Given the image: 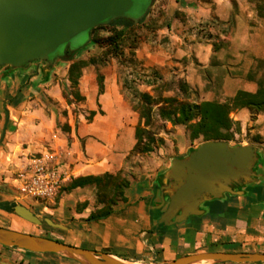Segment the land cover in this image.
Wrapping results in <instances>:
<instances>
[{
    "label": "crops",
    "instance_id": "1",
    "mask_svg": "<svg viewBox=\"0 0 264 264\" xmlns=\"http://www.w3.org/2000/svg\"><path fill=\"white\" fill-rule=\"evenodd\" d=\"M159 1L165 2L168 18V25L157 31L164 39L138 50L148 68H167V78L183 79L197 92L199 102L224 103L238 91H257L264 78V0ZM70 64L56 59L17 69L0 67L1 190L7 191L15 181L4 159L25 163L52 156L65 174V183L116 174L126 165L137 117L120 95L115 75L104 73V91L98 95L96 74L83 71L78 90L85 112L76 116L63 96ZM5 112L10 114L6 125ZM90 112L95 115L85 119ZM230 117L240 126L234 139L241 138L239 145H251L258 154L255 178L239 187L241 192L209 200L199 206L200 215L183 222L159 223L168 203L160 180L171 162L186 157L193 146L184 126H174L177 156H138L126 202L117 204L109 217L87 221L85 211L72 213L84 188L66 192L54 212L62 216L60 210L66 208L77 220L68 238L81 244L79 248L89 246L131 264L169 262L176 250L192 254L218 240L228 249L212 251L264 253V143H259L264 140V109L254 122L247 108L232 110ZM255 137L260 141L255 142Z\"/></svg>",
    "mask_w": 264,
    "mask_h": 264
},
{
    "label": "water",
    "instance_id": "2",
    "mask_svg": "<svg viewBox=\"0 0 264 264\" xmlns=\"http://www.w3.org/2000/svg\"><path fill=\"white\" fill-rule=\"evenodd\" d=\"M150 0L139 15H131L134 0H0V67L22 68L32 62H52L65 58L84 44L72 40L99 25L124 18L141 20L152 4ZM9 115L5 112V125ZM5 133L3 129L2 138ZM258 159L251 145L230 146L225 141L201 143L183 159H175L162 176L161 192L168 203L159 223L169 225L198 216L201 203L232 192V186L253 181V168ZM12 211L35 225L42 221L28 208L14 205ZM58 229L62 224L44 218ZM0 246L36 254H60L79 264H131L106 253L96 252L49 238L0 227ZM260 264L264 253L204 251L187 254L158 264ZM0 264H11L0 261Z\"/></svg>",
    "mask_w": 264,
    "mask_h": 264
},
{
    "label": "rangeland",
    "instance_id": "3",
    "mask_svg": "<svg viewBox=\"0 0 264 264\" xmlns=\"http://www.w3.org/2000/svg\"><path fill=\"white\" fill-rule=\"evenodd\" d=\"M149 3L150 0H134V6L131 9L130 14L133 16L139 15L142 10L147 5H149ZM164 5V1L157 2V0H153L152 4L148 8V11L142 18L143 21L139 20L133 22V26L126 28V38L122 43L120 51L121 53H119L120 55L117 56V58L111 57L109 54H106L105 46L90 42L85 33L77 36L72 40V43L75 45L76 43L84 44L82 46L83 50L79 51L73 57V61L83 60L88 63L89 60L93 59L95 62V64L93 65L89 63L86 64L85 67L81 69V74L85 70V72L89 71L96 75H104V73H112L113 75H115L117 84L120 89V95L129 105L131 110L135 113L137 121L139 119L141 106H145L144 104H142L141 100L142 93H145L156 100L164 99L167 97H177L178 99H180L181 97L177 90V81L180 80V78L169 79L166 76L167 72L169 71L167 68H148L145 64V59L138 57V50H142L143 46L154 42L161 43L163 41L164 35L157 31L160 29L163 30L168 25V18L166 17ZM119 28L121 27L119 26L118 29ZM107 36L108 33L105 30L96 32V34H94V38L100 39L106 38ZM131 51L133 52V55H130ZM67 59H69L68 55L65 58L59 59V62H68L66 61ZM73 61H71V63ZM64 90L66 94L69 92L68 87L64 88ZM79 96L80 97L78 100L71 98V96L68 97L69 100L72 101V103L69 104L72 115L78 116L79 114H84L85 112V109L81 108L85 104L84 98L82 97V95ZM154 104L155 103L153 102L148 104V107L151 111V125L148 127V129L153 134H155L157 138H162L163 144H156L154 150L151 153H153V156H177L178 149L176 147V141L172 136L174 131L173 126L168 122L162 123L159 120L158 107L160 105ZM86 118L88 119L87 116L85 117V119ZM13 122L16 123L17 121L13 119ZM141 124H143V119L141 120ZM13 128L16 129V126H14ZM186 134L189 140L187 130ZM263 141L259 143H264ZM189 142L193 146L188 149L186 154L183 156H188V154L192 150L196 149L201 143H204L202 139H197L195 141L189 140ZM239 142H241V138L238 137L236 139H233V141L228 142V144L232 147L239 146ZM149 155L150 153L148 154V156ZM39 158H41V156H38L37 158L34 157L32 159ZM138 158L139 157L137 155L130 157L123 168V174H125L130 181L131 178L135 175L131 168H134L138 165ZM4 161L5 163H7L8 170H10L8 172L13 180H15V178L17 177V173L19 172V170L22 169V164L29 163V161L22 163V160H19L20 162H18V158H14L13 162L8 159H4ZM253 178H255V175ZM4 179L5 177L2 176L1 180ZM69 183L70 182L60 184L59 187L55 189V191L44 197L23 196L18 189V182L15 181L14 183H10V188H8L7 191L0 189V205L9 204L11 208L14 205H22L31 210L38 217V219L42 221L40 225H35L20 218L13 211L6 212L0 209V227L19 231L22 233L32 234L35 236H41L66 243L68 245H74L75 247H80L81 244H79L78 242H73V240H70L68 238L69 231H72L74 222L77 221L76 219H74V215H70L71 211L68 212L66 208H62L63 210H60L62 216H58L57 212H54L56 209H58L59 200L63 196L67 195L66 192H63L61 190L65 186H68ZM239 187L242 186H232V192L223 193L217 199L225 197V194L235 196L238 192H241V189ZM235 188H238V190ZM82 195L83 197L79 198L76 203L73 202L72 213H83L85 211L87 218L90 212L96 210L102 205L96 201V190L94 186L84 188ZM207 202L209 201L201 203L200 206H203V204ZM83 204H86L85 209H83ZM198 209H200V207H198ZM44 218L50 219L55 223L62 224L65 229L53 228L47 225L43 221ZM80 221H83V219H81ZM3 248L4 249H0V260H5L7 262H10L11 264H79L75 260H72L60 254L43 255L30 252L24 253V251H12L11 248L6 247ZM82 248L91 250L89 246L85 245L82 246ZM214 249H228V245L219 240L213 241L206 247L204 246L202 248H197L192 253L212 251ZM184 252L185 251L183 250H176L174 255L170 257L169 262L181 256H184ZM200 264L216 263L204 262Z\"/></svg>",
    "mask_w": 264,
    "mask_h": 264
},
{
    "label": "trees",
    "instance_id": "4",
    "mask_svg": "<svg viewBox=\"0 0 264 264\" xmlns=\"http://www.w3.org/2000/svg\"><path fill=\"white\" fill-rule=\"evenodd\" d=\"M140 21H143L141 19ZM121 27L118 29V27ZM133 26V22L128 19L119 18L110 21L107 24L99 25L89 32V41L106 47V54L111 57L119 56L121 46L126 38L127 27ZM105 30L108 33L106 38H94L96 32ZM131 49V48H130ZM83 47L69 53V59L73 61V57L82 51ZM130 55H133L131 51ZM89 64H95L94 60L88 61ZM87 62L83 60L73 61L67 71L68 75V93L63 90L64 99L68 104L72 103L68 97L79 99L78 80L81 76V69L85 67ZM104 77L101 74L96 75V84L98 95L104 91ZM177 90L180 99L177 97H167L156 100L145 93L141 94L142 104L139 112V119L134 126V145L126 157V161L130 157L148 155L154 150L156 144H163L162 138H157L148 127L151 125L150 103L160 105L158 107V117L162 123L168 122L174 126H184L188 132L190 141L202 139L207 141H225L231 142L234 139V133L240 132L238 122H235L230 114L232 110L239 108H247L250 112V121L254 122L259 113L264 109V78L258 81V89L254 94L244 91H238L235 96L224 102L202 101L199 102L197 92L190 88L187 83L180 79L177 81ZM95 112H90L88 119L90 120ZM143 119V124L141 120ZM259 137L253 138L255 142H259ZM131 181L123 174V168L116 174H103L101 176H84L72 179L68 186L61 191L67 192L76 188H86L94 186L96 190V201L102 206L89 213L87 221H99L109 217L113 213L114 207L122 202H126L125 191L129 188ZM13 207V206H12ZM86 204H83V209ZM0 209L11 212L12 208L9 204L0 205ZM81 213V212H78ZM63 243V242H62Z\"/></svg>",
    "mask_w": 264,
    "mask_h": 264
},
{
    "label": "built area",
    "instance_id": "5",
    "mask_svg": "<svg viewBox=\"0 0 264 264\" xmlns=\"http://www.w3.org/2000/svg\"><path fill=\"white\" fill-rule=\"evenodd\" d=\"M55 164L54 157L46 155L22 164L15 182L23 196L44 197L65 183V174Z\"/></svg>",
    "mask_w": 264,
    "mask_h": 264
},
{
    "label": "flooded vegetation",
    "instance_id": "6",
    "mask_svg": "<svg viewBox=\"0 0 264 264\" xmlns=\"http://www.w3.org/2000/svg\"><path fill=\"white\" fill-rule=\"evenodd\" d=\"M70 49H69V47H66L65 48V51H64V53H65V56H67L69 53H70V51H69Z\"/></svg>",
    "mask_w": 264,
    "mask_h": 264
}]
</instances>
